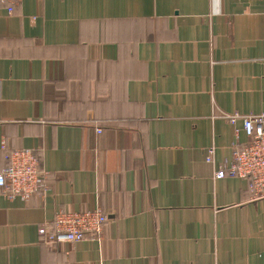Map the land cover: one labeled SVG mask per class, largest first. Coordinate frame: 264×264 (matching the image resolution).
Segmentation results:
<instances>
[{"label": "crops", "instance_id": "obj_1", "mask_svg": "<svg viewBox=\"0 0 264 264\" xmlns=\"http://www.w3.org/2000/svg\"><path fill=\"white\" fill-rule=\"evenodd\" d=\"M226 113H264V0L0 3V170L30 150L45 184L0 194V264H264V198L215 179ZM94 209L99 237L41 242Z\"/></svg>", "mask_w": 264, "mask_h": 264}, {"label": "built area", "instance_id": "obj_2", "mask_svg": "<svg viewBox=\"0 0 264 264\" xmlns=\"http://www.w3.org/2000/svg\"><path fill=\"white\" fill-rule=\"evenodd\" d=\"M10 2L11 0H0V3ZM12 12V7H9V13ZM223 118L233 127L241 123L247 141L241 143L239 130L235 132L232 157L219 167L215 179H248L254 195L264 198V113H226ZM1 149L5 152L8 165L0 170V194L11 201H28L45 187L39 160L30 150H12L5 144ZM213 157L214 149H210L207 162L214 163ZM107 222L108 216L99 209L58 213L51 223L39 228L38 234L44 244L76 243L99 237Z\"/></svg>", "mask_w": 264, "mask_h": 264}]
</instances>
